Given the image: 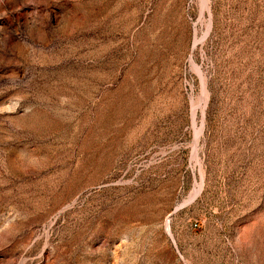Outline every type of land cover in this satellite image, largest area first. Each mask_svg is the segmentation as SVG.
I'll return each instance as SVG.
<instances>
[{"label":"rangeland","instance_id":"1","mask_svg":"<svg viewBox=\"0 0 264 264\" xmlns=\"http://www.w3.org/2000/svg\"><path fill=\"white\" fill-rule=\"evenodd\" d=\"M206 3L0 0V264H264V0Z\"/></svg>","mask_w":264,"mask_h":264},{"label":"bare ground","instance_id":"2","mask_svg":"<svg viewBox=\"0 0 264 264\" xmlns=\"http://www.w3.org/2000/svg\"><path fill=\"white\" fill-rule=\"evenodd\" d=\"M203 9H209L207 3H206V0H202V10ZM200 188V187H199ZM199 192V191H198ZM166 229H167V232L171 235V231H170V226H169V223L166 224Z\"/></svg>","mask_w":264,"mask_h":264}]
</instances>
